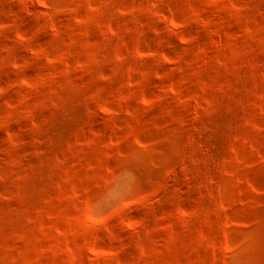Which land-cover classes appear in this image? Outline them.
I'll list each match as a JSON object with an SVG mask.
<instances>
[{
    "label": "rangeland",
    "instance_id": "374dc122",
    "mask_svg": "<svg viewBox=\"0 0 264 264\" xmlns=\"http://www.w3.org/2000/svg\"><path fill=\"white\" fill-rule=\"evenodd\" d=\"M0 264H264V0H0Z\"/></svg>",
    "mask_w": 264,
    "mask_h": 264
}]
</instances>
